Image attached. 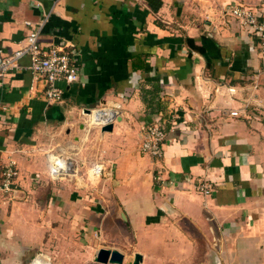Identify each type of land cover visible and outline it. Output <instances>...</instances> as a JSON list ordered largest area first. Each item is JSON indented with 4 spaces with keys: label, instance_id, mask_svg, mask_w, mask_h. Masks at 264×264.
Wrapping results in <instances>:
<instances>
[{
    "label": "crops",
    "instance_id": "obj_1",
    "mask_svg": "<svg viewBox=\"0 0 264 264\" xmlns=\"http://www.w3.org/2000/svg\"><path fill=\"white\" fill-rule=\"evenodd\" d=\"M238 5L264 18V0H0L4 55L38 29L73 46L79 71L57 83L61 102L28 56L0 76V160L29 194L0 200V264H100V249L122 264H264V61L227 13ZM98 113L115 114L111 132ZM144 123L167 133L159 160L139 148ZM79 153L99 160L49 177L53 157Z\"/></svg>",
    "mask_w": 264,
    "mask_h": 264
},
{
    "label": "built area",
    "instance_id": "obj_2",
    "mask_svg": "<svg viewBox=\"0 0 264 264\" xmlns=\"http://www.w3.org/2000/svg\"><path fill=\"white\" fill-rule=\"evenodd\" d=\"M227 13L231 16L237 25L253 35L256 38L259 53L264 61V18H261L252 8L245 6H232ZM28 56V70L35 76L42 78L45 82L44 97L47 102H61L63 91L57 86V83L66 84L75 83L79 79L78 54L74 51L72 45L65 43L44 45L40 42L39 30L35 29L26 37L25 46L19 48L10 55H4L0 49V76L18 67L22 57ZM231 116H238L237 111L230 112ZM97 125L102 127L111 123L115 119V114H97ZM167 133L158 123H144L140 127V145L142 153L148 154L151 158L159 160L164 154V144ZM96 174L103 169L102 166H96ZM73 170L72 161L55 156L49 161V177L53 180H59L64 175ZM19 169L12 160L2 164L0 160V200H27L28 195L17 184ZM197 190L205 196H210L213 192V184L207 178H204L197 185ZM40 257L36 256L33 261Z\"/></svg>",
    "mask_w": 264,
    "mask_h": 264
},
{
    "label": "water",
    "instance_id": "obj_3",
    "mask_svg": "<svg viewBox=\"0 0 264 264\" xmlns=\"http://www.w3.org/2000/svg\"><path fill=\"white\" fill-rule=\"evenodd\" d=\"M113 129V124L108 123L101 127V132H111ZM95 262L100 264H122L123 255L117 250H106L100 249L95 255ZM142 261V256L139 254L134 255L133 264H140Z\"/></svg>",
    "mask_w": 264,
    "mask_h": 264
},
{
    "label": "rangeland",
    "instance_id": "obj_4",
    "mask_svg": "<svg viewBox=\"0 0 264 264\" xmlns=\"http://www.w3.org/2000/svg\"><path fill=\"white\" fill-rule=\"evenodd\" d=\"M73 157H74L73 158L74 160H70V161H72V163H76L77 166L85 167V168H89L92 163L94 164L96 159L99 160L98 155L95 154V153H91V154H86V153L81 154V153H79V155L77 154V155H75ZM38 255H40V254H35L32 257V259L29 260L28 264H30L32 262V260ZM43 259H45V258H43ZM44 261L48 262L47 260H44Z\"/></svg>",
    "mask_w": 264,
    "mask_h": 264
},
{
    "label": "bare ground",
    "instance_id": "obj_5",
    "mask_svg": "<svg viewBox=\"0 0 264 264\" xmlns=\"http://www.w3.org/2000/svg\"><path fill=\"white\" fill-rule=\"evenodd\" d=\"M32 264H46L45 262H43L42 260L36 258Z\"/></svg>",
    "mask_w": 264,
    "mask_h": 264
}]
</instances>
